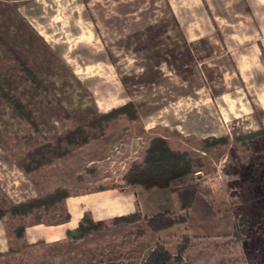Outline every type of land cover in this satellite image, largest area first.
<instances>
[{"label": "rangeland", "instance_id": "obj_1", "mask_svg": "<svg viewBox=\"0 0 264 264\" xmlns=\"http://www.w3.org/2000/svg\"><path fill=\"white\" fill-rule=\"evenodd\" d=\"M159 136L216 209L251 218L233 252L159 240L165 264H262L264 0H0V264H68L45 232L65 198L126 182ZM142 233L101 263L150 261Z\"/></svg>", "mask_w": 264, "mask_h": 264}, {"label": "crops", "instance_id": "obj_2", "mask_svg": "<svg viewBox=\"0 0 264 264\" xmlns=\"http://www.w3.org/2000/svg\"><path fill=\"white\" fill-rule=\"evenodd\" d=\"M187 180L181 177L166 187L149 188L121 181L117 185L68 196L65 198V220L57 229L45 231L50 237L47 241L59 240L65 243L68 264H100L112 252L111 246L115 239L123 247L126 236L141 230L143 241L149 236L154 242L168 241L171 237L178 239L184 235L209 239L234 235V215L216 209L212 199L200 193ZM164 212L185 215L186 220L156 231L146 226L142 217ZM130 213H140L141 217L129 222H113L116 217ZM85 216L95 222L102 221L105 226L86 232L77 239L74 236L68 238ZM161 232L167 233L155 237ZM37 242L44 241L40 239Z\"/></svg>", "mask_w": 264, "mask_h": 264}, {"label": "trees", "instance_id": "obj_3", "mask_svg": "<svg viewBox=\"0 0 264 264\" xmlns=\"http://www.w3.org/2000/svg\"><path fill=\"white\" fill-rule=\"evenodd\" d=\"M113 111V110H112ZM111 112V111H110ZM107 112L105 115H108ZM104 115V116H105ZM214 139V138H213ZM253 136L250 133L241 135L238 140L242 144L251 143ZM215 140V139H214ZM189 171V161L185 159L181 154L173 151L166 140L163 137H155L152 139L150 145L147 148L146 157L143 163L132 165L124 176V179L128 184H140L146 188L152 186L166 187L171 181L184 176ZM199 191L204 195L208 196V192L202 187L198 188ZM50 197L53 196L49 195ZM26 203H20L19 205L12 204L10 207L14 208L15 215H22L25 213ZM18 206V207H17ZM22 207V209H20ZM140 213H130L116 217L113 222H129L137 218H140ZM146 226L151 230H160L168 228L178 222L186 220V216L173 212H164L153 215L151 217H142ZM250 217L245 214H236L234 219V235L224 236V246L231 248L232 252L239 248L241 241L247 237L251 232L250 229ZM105 226L102 221H93L91 218L84 217L75 231L77 234L74 235V239L79 238L82 234L91 230H98ZM264 231V227H263ZM184 239L182 242L183 250H189L191 242H198L200 240L207 241L209 238L205 237H188L186 235L181 236ZM187 243H186V242ZM189 242V243H188ZM164 254V255H161ZM169 258V254L165 249V243L158 241L156 243V249L151 253L150 261H146L143 264H165V261ZM100 264H131V263H119L115 261H108ZM264 264V262L262 263Z\"/></svg>", "mask_w": 264, "mask_h": 264}]
</instances>
